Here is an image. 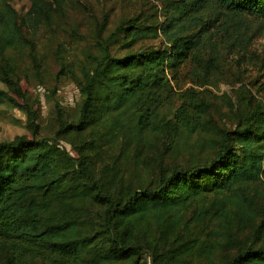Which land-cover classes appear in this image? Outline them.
Wrapping results in <instances>:
<instances>
[{"label":"trees","instance_id":"1","mask_svg":"<svg viewBox=\"0 0 264 264\" xmlns=\"http://www.w3.org/2000/svg\"><path fill=\"white\" fill-rule=\"evenodd\" d=\"M163 1L166 21L132 17L111 30L104 21L80 58H60L59 75L76 82L81 98L70 118L58 107V135L108 128L117 136L128 117L138 132L176 121L183 143L209 129L210 103L200 94L222 80L227 63L248 55L264 0ZM30 2L21 15L0 0V81L7 87H0V102L19 106L26 95L12 53L33 57L25 29L51 28L65 6ZM240 98L236 126L213 130L208 161L162 166L146 185L120 178L114 190L111 168L93 167L88 140L71 155L39 135L36 113L26 106L31 136L0 140L3 264H191L193 257L221 264L223 250L234 251L223 264H264V103L246 88ZM193 224L204 226V238Z\"/></svg>","mask_w":264,"mask_h":264},{"label":"rangeland","instance_id":"2","mask_svg":"<svg viewBox=\"0 0 264 264\" xmlns=\"http://www.w3.org/2000/svg\"><path fill=\"white\" fill-rule=\"evenodd\" d=\"M9 1L21 15H25L30 9V0ZM64 1V11L55 16L51 28L42 25L35 30L25 29L27 37L34 45V56H29L27 52L22 54V57L17 52L12 53L16 75L26 97L18 99L21 106L0 102V140H11L22 134L31 136L28 128L30 117L25 108L27 106L36 113L39 135L56 139L58 145L66 148L71 155H77L78 143L82 142L85 145L84 139L88 140L87 151L93 156V167L102 173L111 168L113 179L110 180L109 186L114 190L113 181L119 182L120 178L125 182H142L146 185L151 178L157 177L162 166L208 161L213 155L212 149L208 147L209 140L217 137L213 130L216 126L227 129L236 126L237 112L242 106L240 96L244 94L245 88L252 96L251 100L254 98L264 103V21H262L260 25H256V35L248 55L240 59V63L237 61L227 63L222 80L215 86L205 87L200 94L210 103L207 117L211 123L206 132L194 133L186 143H183L177 137L179 130L174 129L176 121H171L155 131L147 129L138 132L128 117L120 126L117 136L110 135L108 128H97L99 130L97 134H92L90 132L92 128H88L77 136L58 135V107H61L65 116L70 118L76 114V104L81 98L76 82L70 77L59 75L60 58L67 62L80 58L82 51L93 43V31L104 21L111 30L132 17H136L137 22L155 25L166 21L169 16L165 7L166 1L163 0ZM160 41V38L146 40L152 45ZM0 87L7 88L2 81ZM180 103L181 100L176 98L169 106L170 110L174 112ZM165 115L167 114L163 117ZM123 130H126L125 134L120 133ZM71 138H74L76 143ZM176 142L179 144H175ZM203 228L202 224H196L193 232L204 238ZM241 238L244 240L243 234ZM233 252L223 250L216 258L223 264ZM4 261L5 259L0 257V264ZM190 261L191 264H204V260L198 257H193Z\"/></svg>","mask_w":264,"mask_h":264}]
</instances>
